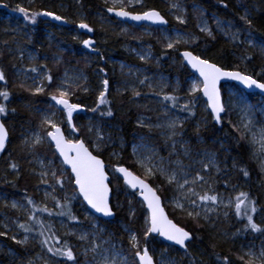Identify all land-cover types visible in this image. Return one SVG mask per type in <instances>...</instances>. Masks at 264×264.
<instances>
[{
	"label": "trees",
	"instance_id": "trees-1",
	"mask_svg": "<svg viewBox=\"0 0 264 264\" xmlns=\"http://www.w3.org/2000/svg\"><path fill=\"white\" fill-rule=\"evenodd\" d=\"M210 1L214 2L213 0ZM221 1L227 3L232 0ZM245 1L257 9V16L264 19V0ZM17 6H19V0H0V12L11 16V20L16 19V22H23L31 34L33 45H35L38 39H41L44 41L48 50L50 49L58 53L61 59L54 60L50 57L48 61H41V67L46 70L47 76L52 77L51 83L45 79V88L43 92L35 93V89L27 84L12 82L10 78L13 69L17 65L18 59L15 58L8 49L10 37L5 32L1 31L4 22L0 19V71H3L5 76V80L0 81V91H6L8 93V99L5 100L3 97H0V106L5 107V112L0 113V116L9 133L6 149L0 156V192L6 194L9 198H16L18 200H24L22 197H26L25 202L28 204V222L24 219L22 220L23 223H19V225L23 224L26 227H30L32 231L29 233L38 236V239L34 241L29 240L23 245L12 240L9 235L5 237L0 236V239L4 242L5 247L13 251L15 259L25 264H34L32 256H34L33 254L36 252L49 253L47 247L41 245L40 240L42 239L48 238L49 245L54 248L62 247L65 243L68 246H70L71 243L78 244L74 235H68L57 231L55 224V220L57 219H64L65 222L68 223L79 219H88V216L84 213L86 212V208L82 204L79 196L75 195V199H72L76 190L73 187V182H69V172L58 164V158L50 147H34L37 152L53 159L56 165L58 179L61 178L60 170L61 168L63 169L62 179L64 187L61 188L60 184H57L54 179H49L46 183H55L59 191L54 190L56 199L53 200V205H42L38 200L37 194L39 184L36 182L35 178L30 176L26 171V152L18 137L20 123L25 121L30 124L35 123V119L33 118L34 115L26 108L22 107L21 101H35L36 104L43 106L45 102L51 99L52 95H59L56 89L57 78L60 76L65 65L73 61L85 72L87 80L86 82L79 83L80 87H77V85L72 87V91L75 92V95L71 96L70 100L84 106V111L87 114L92 118H97L104 127H108V131L112 137L121 135L126 140L124 147L115 145V147H102L99 150H94L92 148V136L86 126L84 116L76 114L72 118V124L76 129L75 138L77 140H83L88 148L105 162L107 172L111 174V207L115 211V219L112 221L97 219L100 224L108 228L114 236L130 246L127 240V233L120 227V222L126 224L129 229L139 234L143 245L145 243L143 234L145 228L144 221L146 218L144 206L139 201L137 193L128 189L122 181L117 179V174L114 169L116 166L123 165L141 178H145V175L133 159L131 144L135 141V134H144L148 131V128L140 127L134 122L136 116L144 114L147 111L144 107L134 105L132 101L137 97H142L144 93H150V90L144 87L143 90L138 91L140 93L139 96H135L133 93L116 91L112 87V83L118 81L119 77L116 76L115 71H111V64L109 62L112 58H117L127 62L131 66H146L153 70L155 58L159 59L160 64L158 69L160 68L168 74L171 79L177 78L181 83L177 92H172L170 89H167L166 92L167 95L176 97V102L183 107L185 104L181 99L183 96L187 95L185 80L192 74L179 58V51L190 49L200 57L224 68L228 64L227 61L231 55L227 43L217 35H215V37H208L199 31L196 18L192 12L189 13L183 24L172 21L166 14V10L169 9V6L162 0H143L142 7L133 12L149 9L160 11L169 19L167 28H176L195 37V39L189 40L191 47L178 45L179 50L173 48L168 49L165 41L160 35L159 29L156 27L149 26L151 29L150 34H145L141 31V28L129 24L127 25V29L122 31L119 26V21L106 14L105 11L108 4L103 0H32L30 6L26 8L30 13L49 11L64 18L62 21H56L51 17L37 16L34 24L24 20L23 15L19 11L14 10ZM104 19L111 20L113 24L103 22ZM81 22L88 24L93 31L88 32L87 29L79 28L78 25ZM44 28H47L54 37L52 43H48V39L43 37ZM72 29L76 31L75 33L77 35H75ZM89 37H91L93 44L91 48H85L83 41L88 40ZM261 39L264 42V36H262ZM137 41L142 45L150 46L153 58L148 61H140L128 56L123 57L122 48L137 44ZM57 42H59L65 50L55 49L56 45L59 44ZM93 48L95 51L92 50ZM41 50L42 48L39 49V51ZM88 50H91V52ZM80 51L89 52L92 56L90 62H87L86 59L79 54ZM241 53L243 59H240L237 67L256 80L264 82V58L255 55L252 51L243 50ZM101 69H103V71H101ZM96 73L105 74L104 77L109 81L106 94L108 103L99 106L97 98L101 90L98 85ZM84 88H87L88 91H84ZM198 95L199 92L196 96ZM193 100H195V98L190 101ZM188 106L191 108V113L185 111L188 113L189 117L180 127L182 139L186 140L187 144L193 149L207 147L216 152L219 161L218 174L215 175L217 190L214 193H207L211 195L224 192L227 196L231 197L233 201L240 192L246 193L249 200L254 202L256 209L255 212H249V214L252 216L253 222L260 228V231H253L250 226H248L246 218L236 217L234 207H229L227 209V218L221 223L219 231H210L201 219H190L182 215L180 211L173 208L171 204L165 201L166 195H168L165 188L168 185L157 176L155 179H147V182L154 188L159 187L160 190L158 194L163 200V206L167 214L176 224L190 232L191 240L187 245V249L185 251H180L150 236L148 238L147 247L150 248V250H152L150 245L161 247L163 251L176 259V264H222V258L224 257H227L231 261V264H244V261L239 259L242 255L238 248L241 243L264 245V198L261 191L263 178L249 157L245 139L242 138L238 132L229 125L224 123L219 124L213 120L205 124L200 123L197 120V117L200 115V109L196 102L194 105L189 103ZM93 108H95L96 111H92L91 109ZM108 109L112 111L111 116L106 115ZM102 111L105 113L104 115L101 114ZM215 137L224 138L226 144L224 149L220 148L214 141ZM118 138L119 137H117V139ZM200 138L202 141H200ZM114 149L119 151L120 155L118 157H115L111 153ZM12 164L17 165V167L13 169L11 167ZM241 169L246 170L248 175L245 176ZM65 188L69 192L66 198L62 195V191H64ZM29 199L33 201V204L28 203ZM57 203L60 205L67 203L71 208L72 215L75 216L76 219L72 220L67 215H58L59 212L62 210L66 211V209L57 207ZM44 208H47L48 211H42ZM0 210L11 217L21 220L19 214L11 211L7 205H3L1 202ZM49 212H51L52 215H49ZM41 223L44 226L43 237L39 235ZM19 225L18 228L21 232L18 235L20 236L24 234L25 231L23 228H20ZM220 233H225L226 237H221ZM56 240H59L60 243L56 244ZM130 251L134 254L135 249H131ZM151 252L154 254L153 251ZM218 257L221 259H218ZM54 258H58L59 261L61 259V257L57 256H54ZM2 259L7 261L4 254H0V260ZM245 260H247L246 257Z\"/></svg>",
	"mask_w": 264,
	"mask_h": 264
},
{
	"label": "rangeland",
	"instance_id": "rangeland-1",
	"mask_svg": "<svg viewBox=\"0 0 264 264\" xmlns=\"http://www.w3.org/2000/svg\"><path fill=\"white\" fill-rule=\"evenodd\" d=\"M103 1L108 4V7L112 6V0ZM162 1L169 6V9L166 10V14L172 21L179 22L177 17H180L185 21L189 13L192 12L196 18L197 28L199 31L201 26L206 25L211 30L212 35L210 36L205 32L202 33L208 37H215V35H217L227 43L231 55L228 58V64L224 67V69H239L237 66L240 59H243L241 53L243 50L252 51L255 55L264 58V42L261 39V37L264 36V19L257 16V9L248 4L245 0H232L227 3H224L221 0H215L217 4L219 1L218 5L210 0ZM31 3L32 0H19L20 7L28 8ZM142 5L143 2L142 4H136L135 7L125 5V10H132L133 12L134 10H139ZM173 5H176V7H173ZM224 5H227V7ZM116 8L119 9V6L117 5ZM244 16L247 17V21H250V25L248 22L241 19V17ZM0 19L4 22V25L1 27V31L5 32L10 37L8 49L10 53L18 59L17 65L12 71L10 80L20 84H27L34 89L37 87L45 88V77L47 76V73L46 70L41 67V61H48L50 57L54 60H60L61 56L55 51L50 49L48 50L44 41L41 39H38L35 45H33L31 41V34L23 22H16V19L11 20V16L3 12H0ZM103 22L113 24V22L109 19H104ZM127 25L128 24L126 23L119 22V26L122 31L127 29ZM139 28H141V31L145 34L151 33V29L147 25ZM158 29L166 45L168 41L165 37H169L172 40L179 37L182 40L188 41V43L175 44L173 49L179 50L178 45L191 47L189 40L194 36L176 28L166 27ZM72 30L74 33L76 32L74 29ZM50 33L51 32L47 28L43 29V37L48 39V43H52L54 41V37ZM249 33L251 34L253 40L252 45H249L245 40ZM232 34H237L239 39L233 41L231 38ZM75 35L77 34L75 33ZM88 40H91V37H89ZM136 43L137 44L128 45L122 48L123 57L128 56L132 59L140 61H148L153 58L150 46L142 45L138 41ZM40 48H42L41 51H39ZM55 49L62 51L65 50L60 43L56 45ZM88 51L91 52V50ZM79 54L83 56L87 62H90L92 56L89 52L80 51ZM142 55L146 56L147 59H141ZM109 63L111 64V71H115L116 76L119 77L118 81H114L112 83V87L116 91L131 94L133 93V89L139 91L146 87L150 90V93H144L142 97H137L132 101L134 105L144 107L147 111L144 114L136 116L134 118V122L140 127L148 128V133L135 134V141L131 144V153L135 163L138 159L145 157H151L153 162H159L160 159L163 158V164L166 168L169 170H175L180 175L187 174L190 180L197 172H200L204 176L206 183L201 181L194 185L196 191L201 194L204 192L214 193L217 190V180L215 175L218 174L219 170V161L217 159L216 152L207 147H200V149H193L190 147V145L187 144V141L182 139V132L180 130L181 125L186 122L189 117L188 113L183 111V107L177 102L176 106L173 107L172 101H165L163 99V96L167 95V89H170L172 92L178 91L181 84L179 80L177 78L171 79L168 74L160 68L158 69L160 61L157 58H155L153 62V70L147 68L146 66H131L127 62L117 58H112ZM33 68L36 69L35 72L31 71ZM96 75L98 78V85L100 90H102V80L105 79V74L96 73ZM80 76H82L83 79H76ZM68 78H71V80ZM72 80L75 81L72 85V87H74L79 85L81 82H86L87 77L85 72L78 65H76V62L70 61L65 65L60 76L57 78L56 89L61 84V81L72 82ZM141 80H144V84L140 83ZM185 81V90L187 95L182 97V102L184 104H189L190 100L195 98V102L200 109V115L197 117V120L204 124L210 120L212 121V116L208 111L206 102L201 96V92H199L198 96H196L198 92L195 94H191L189 92L191 85L195 82H199L200 80L196 76L191 75L188 76ZM149 85H151V87H149ZM236 86L237 85L233 83L221 85V97L226 111L223 113L219 124L224 123L231 126L241 135V137L243 136L245 139L249 157L263 178L261 191L264 198V167H261L260 159L253 155L254 149L258 148L259 145H253L251 143V135H246V133H248V129L244 127L245 124L251 121V129L253 132L257 133V136L259 135L260 130L264 128V97L259 94H247ZM70 102L72 101L70 100ZM21 103L23 108H26L34 115L33 118L35 119L34 124H30L27 121L19 124L18 137L26 152V171L30 176L34 177L36 182L39 184L37 194L40 203L42 205L51 206L53 205V200L56 199L54 190H59L55 183L47 184L46 182L49 179H53L51 176V170L54 169L56 171V165L54 164L52 158L37 152L34 147H31V145L35 143V136L39 134L44 139L42 143L35 145V147H50L53 151V147L51 146L48 137L41 128L42 121L46 116L51 117V119L54 120L58 126L62 127V129L64 128L63 130H65L64 132H66V138L68 140L77 141L75 138L76 131L72 130L74 127L72 123L71 125L67 123L66 114H64L58 105H55V102L51 99L45 102L43 106L36 104L35 101L31 102L29 100H23ZM84 108V106H81L78 111L73 113V116L76 114L83 115L88 129L89 127L92 128V131L89 132L92 136V148L94 150H97L94 146L97 134L103 137V140L100 141V149L102 147H115V145L121 147L125 146L126 140L121 135L112 137L108 131V127H104L97 118H92L84 111ZM171 121L177 122V127L175 128V132L178 133L177 135H172L174 130L168 126ZM43 127L48 129V125H43ZM117 137L119 138L117 139ZM200 141H202L201 138ZM214 141L220 146V148H225L226 144L223 137H215ZM134 149L136 150L135 155ZM111 153L115 157L120 155L117 149H114ZM209 157L214 160V165L210 166L208 171L205 173L202 171L203 163H206ZM58 164L62 166L60 161ZM136 165L144 174V169L137 163ZM42 172H48L49 175L42 178ZM42 179L46 182L42 183ZM160 179L168 185L165 188V191L168 194L166 195L167 197L165 201L171 204L170 201L173 197L178 195L175 190V185H169L162 177H160ZM68 193L69 192L65 188L64 191H62L63 197L66 198ZM219 196L223 199L225 204L228 203L229 198H231L224 192L220 193ZM22 198L24 200L9 198L6 194L0 192V202L3 205H7L11 211L19 214L21 218L20 220L11 217L4 211L0 210V232L6 233L3 237L9 235L12 240L13 237H15V241L23 240L25 236L28 237L27 241H34L38 239V236L31 235L29 232L23 231L24 234H21L20 236L18 235L21 232L18 228L19 223H23L22 220L24 219L28 222V204L25 202L26 197L23 196ZM13 202H16L21 207L13 209L11 207ZM171 206L175 208L172 204ZM209 206L215 207L216 210L209 212L207 214V219H204L203 212H201L200 217L195 219H201L210 231H219L221 223L227 218L225 213L228 214V208L223 207V205H210V202ZM175 209L180 211L182 215L189 217L186 212L181 211L178 208ZM85 210L86 212L84 213L88 216L87 220L79 219L71 223L65 222L64 219L55 220L57 231L75 236L78 244L71 243L69 246L73 250L75 260L67 261L64 258H61L59 261L58 258L57 260L52 254H49L50 252L45 254L39 251L34 253V256H32L34 264H96V262L101 260L105 255L109 258L115 257L116 259H122L126 257L129 261L134 259L136 260L134 254L130 251L133 249L131 246L126 245L114 236L108 228L100 224L96 217L89 213L87 209ZM189 218L193 219L191 217ZM120 227L125 233H127V240L129 241V232L127 231L129 229L128 226L120 222ZM82 234L86 235L87 238L85 240L79 239V236ZM225 235V233H220V236L223 238L226 237ZM94 245L100 246L97 248L96 252H92L90 250ZM150 246L152 247V250H150V248L148 249L150 250L149 252L153 257L155 264H176V259L167 252L163 251L161 247H155L153 245ZM238 248L242 255L246 252H252V257H245L247 259H252L255 264H259L258 257L260 251L264 248L263 244L241 243ZM151 251H153L154 254H152ZM117 253H119V255H116ZM0 254H4L7 259V261H4L3 259L0 260V264H25L15 259L13 251L10 248L5 247V244L1 239Z\"/></svg>",
	"mask_w": 264,
	"mask_h": 264
},
{
	"label": "snow or ice",
	"instance_id": "snow-or-ice-1",
	"mask_svg": "<svg viewBox=\"0 0 264 264\" xmlns=\"http://www.w3.org/2000/svg\"><path fill=\"white\" fill-rule=\"evenodd\" d=\"M143 0H112V6L108 8L109 12H114L115 16L130 19L132 21H149L153 24L164 25L167 21L161 15L159 11L156 10H147L141 13H132L125 10V5L135 7L136 4H142ZM119 6V10H116V6ZM227 7V5H224ZM176 7V5H173ZM16 11H19L24 20L30 21L31 23L36 22L37 16L51 17L53 20L62 21V18L59 15H56L49 11L30 13L26 8L17 6ZM181 24L185 23L183 19L177 17ZM241 19L247 21V17H241ZM66 22V21H64ZM81 29H87L88 32H92L93 29L89 27L88 24L81 22L78 25ZM201 32H205L208 35H212L211 30L203 25L200 27ZM232 40L236 41L239 39L237 34H232ZM167 42V48L172 49L175 44L178 43H188L187 40H182L177 37L175 40H172L169 37H165ZM192 39H195L194 37ZM246 42L249 45L253 44V40L251 34L245 38ZM93 41L84 40L83 45L85 48H91ZM95 51V49H92ZM183 58L187 61V63L191 66L192 69L195 70L199 74L201 78L199 82H195L191 85L189 92L191 94H195L197 92H202L203 96L206 97L207 106L211 109L210 115L216 120L217 123L221 120V113L226 111L225 105L222 102L221 94L219 90V83L221 80H231L238 81L241 85H243L246 89H259L261 92H264V82H259L254 79L252 76L247 74H242L239 71H226L223 68L217 66L214 63L209 62L207 59H202L198 55H194L191 51H184L182 53ZM141 59H147L146 56H141ZM31 71L35 72L36 69L33 68ZM103 71V69H101ZM49 83L52 81L51 76L45 77ZM71 80V78H68ZM76 79H83L82 76L77 77ZM5 76L3 71H0V81H4ZM75 81L66 82L61 81V84L58 86L57 91L59 95H52L51 100L55 102V105L60 106V109L67 117V123L71 125L73 113L80 109V105L76 103L70 102V97L75 95V92L72 91V85ZM141 84H144V80L140 81ZM103 89L100 91L98 96V106L108 103L106 99V94L108 91L109 81L108 79L102 80ZM80 87V85H77ZM151 87V85H149ZM84 91H88L87 88L83 89ZM44 91V87L35 88V93H40ZM133 94L135 96H139L140 93L133 89ZM0 97H3L5 100L8 99V93L6 91H0ZM163 99L165 101H172V106H176V97L170 95H164ZM189 103L195 104V100L190 101ZM92 111H96L95 108L91 109ZM183 111H188L191 113V108H189L188 104H185L182 108ZM5 112V107L0 106V113ZM102 115L105 113L102 111ZM106 115L111 116L112 111L108 109ZM43 125H48V129H45ZM174 131L172 135H177L175 132V128L177 127L176 121L169 122L168 125ZM246 129H248V133L246 135H251V143L253 145L258 144L259 147L254 149L253 155L257 156L261 161V167H264V128H262L257 136V133L253 132L251 129V121L244 125ZM42 131H44L47 137L51 138V141L54 142L56 151L59 152L60 156L63 157V164L67 165L71 169V176L68 177L69 182H73L76 186L77 192L74 194L72 199H75V195H79L83 198V201L86 202L87 206L94 210L95 213L101 214L103 217H111L113 215L112 207L110 205V181L109 174L106 170L105 163L102 159L98 158L94 155L89 148L85 146V142L82 140H77L75 142L66 140L61 128L57 125V123L51 119V117L46 116L42 121ZM50 129V130H49ZM76 131L75 127L72 129ZM89 131H92V128L89 127ZM243 138V136H242ZM7 139V131L4 127L3 123H0V151H2L5 147V141ZM43 137L39 134L35 136V143L31 145V147H35V145L43 142ZM103 140V137L97 134V139L94 142V146L97 150L100 149V141ZM27 143V142H26ZM136 154V150L134 149V155ZM136 163L144 169L145 178L142 179L140 176L135 175L132 171L124 166H116L114 171L119 173L120 176L117 179L122 177L123 183L133 190H139V195L142 197V201L147 206V215L144 221V234L143 240L144 244L141 245V240L139 234L133 232L128 229L129 232V244L131 248L135 249L134 256L138 258V264H154V260L152 255L149 253V249L147 247L148 238L155 234L159 237H163L164 240L172 242L174 245H178L181 249H186V242L191 240V234L189 231L185 230L183 227L178 226L171 219H169L168 215L165 213L164 207L162 206L161 197L157 194L160 190L159 187L154 188L151 186L147 179H155L157 176L162 177L169 185H175V190L178 195H175L170 203L175 207L187 213V215L193 219L200 217L201 212L204 213V219H207V214L209 212L215 211V207L209 206H221L225 208L234 207V212L236 217L238 218H246L247 224L253 231H260V228L253 222L252 216L249 212H255L254 202L249 200V197L246 193L240 192L235 198L234 201L232 198H229L228 203H224L223 199L219 196V194H208L205 192L201 194L196 191L194 185L198 184L201 181H205L204 176L197 172L194 177L190 180L187 174L180 175L175 170H169L163 164V158L160 159L159 162H153L151 157L140 158L136 161ZM214 165V160L209 157L206 163H203V172H207L209 167ZM11 167L15 169L17 165L12 164ZM245 176L248 175V172L244 169H241ZM61 178H57V172L52 169L51 176L56 181L57 184H60V187L63 188V169L61 168ZM49 175L48 172H42L41 176L47 177ZM46 182L44 179L41 181ZM29 204H33L31 199L28 200ZM13 209H17L21 207L16 202L11 204ZM57 207H61L62 209H66V211L62 210L58 213L60 216L67 215L70 219L75 220L76 217L72 215L71 208L66 203L64 205H60L57 203ZM42 211H48L47 208L42 209ZM49 215H52L49 212ZM227 215V213H225ZM31 219V217H30ZM20 228H23L25 232H30L32 229L30 227H26L25 225H19ZM41 231L39 235L41 237L44 236L43 224L40 225ZM6 235L5 232H0V236ZM86 235L82 234L79 236V239L85 240ZM15 240V237H13ZM28 240V237L25 236L23 240L16 241L19 244H25ZM42 246H46L48 252L52 253L53 256H58L66 259L67 261H74V253L73 250L65 243L62 247H53L49 245L48 238L40 240ZM56 244H59L60 241L56 240ZM99 245H94L90 250L92 252H96ZM116 255H119L117 253ZM245 256L252 257V252H246L239 257L244 264H255L252 259L245 260ZM218 259H221L218 257ZM259 264H264V248L259 253L258 257ZM96 264H137L136 260L129 261L126 257L122 259H116L115 257L109 258L107 255L103 256V258L96 262ZM222 264H231V261L224 257L222 258Z\"/></svg>",
	"mask_w": 264,
	"mask_h": 264
},
{
	"label": "water",
	"instance_id": "water-1",
	"mask_svg": "<svg viewBox=\"0 0 264 264\" xmlns=\"http://www.w3.org/2000/svg\"><path fill=\"white\" fill-rule=\"evenodd\" d=\"M108 8L109 7H107L106 8V14L108 15V16H110V17H112V18H114V19H116L117 21H119V22H122V23H126V24H130V25H134V26H137V27H140V26H143V25H147V26H150V27H156V28H166L167 26H168V24H169V20L165 17V15H163L160 11V13H161V15L164 17V19L167 21V23L166 24H164V25H157V24H153V23H151V22H149V21H140V22H137V21H132V20H130V19H125V18H121V17H117V16H115V14H114V12H109L108 11ZM116 10H119L118 8H116ZM149 10H153V9H149ZM154 10H156V9H154ZM127 11H129V10H127ZM144 11H147V10H144ZM156 11H158V10H156ZM129 12H132V11H129ZM141 12H143V11H141ZM141 12H132V13H134V14H136V13H141ZM184 51H191L190 49H183V50H181L180 52H179V58L182 60V62H183V64L186 66V68H188L189 69V71L191 72V74H193L194 76H196L199 80L201 79L200 77H199V74L197 73V72H195V70L194 69H192L191 68V66L187 63V61L183 58V56H182V53L184 52ZM192 52V51H191ZM193 53V52H192ZM194 55H197V54H195V53H193ZM199 56V55H198ZM202 58V57H201ZM202 59H204V58H202ZM209 61V60H208ZM210 62V61H209ZM211 63H213V62H211ZM215 64V63H214ZM217 65V64H216ZM218 66V65H217ZM220 67V66H219ZM222 68V67H221ZM224 69V68H223ZM224 70H226V71H239V72H241L242 74H246L245 72H243L242 70H240V69H224ZM248 75V74H247ZM255 79V78H254ZM260 82V81H259ZM227 83H233V84H236L240 89H242L245 93H247V94H259L260 96H262V97H264V92H261L259 89H255V88H253V89H246L243 85H241L238 81H231V80H221L220 81V83H219V85H218V87H219V90H220V94H221V85H223V84H227ZM201 96H202V98H203V100L206 102V97H204L203 96V94H202V92H201ZM221 99H222V97H221ZM207 104V103H206ZM59 108H60V106H58ZM207 108H208V111L211 113V109L207 106ZM223 116V113H221V117ZM212 120L214 121V122H216V120L212 117ZM0 123H3L2 122V119H1V116H0ZM217 123V122H216ZM4 127H5V125H4ZM60 127V126H59ZM61 128V131L63 132V134H64V136H65V139L66 140H68L67 138H66V135H65V133H64V130L62 129V127H60ZM5 129H6V127H5ZM6 131H7V129H6ZM8 140H9V133H8V131H7V139H6V141H5V147H4V149L2 150V151H0V156L2 155V153L5 151V149H6V146H7V143H8ZM48 140H49V142H50V144H51V146L53 147V152H54V154L56 155V157L58 158V160L60 161V163L62 164V166H63V168L65 169V170H67L68 172H69V174H70V176L72 175L71 174V169H70V167H68L67 165H65V164H63V157H61L60 156V154H59V152H57L56 151V148H55V144H54V142H52L51 141V138L50 137H48ZM79 140H81V139H79ZM83 141V140H82ZM73 142H75V141H73ZM85 146L86 147H88L86 144H85ZM89 151H91L90 149H89ZM92 152V151H91ZM93 153V152H92ZM94 155H96L95 153H93ZM97 156V155H96ZM98 158H100L99 156H97ZM101 159V158H100ZM105 163V162H104ZM120 166H123V165H120ZM105 167H106V164H105ZM125 167V166H124ZM127 168V167H126ZM107 170V169H106ZM130 170V169H129ZM131 171V170H130ZM133 172V171H132ZM134 173V172H133ZM109 174V173H108ZM117 174V177L118 176H120V174L119 173H116ZM135 174V173H134ZM136 175V174H135ZM143 179V178H142ZM111 180V175L109 174V181ZM120 181H122L123 182V179H122V177L119 179ZM149 183V182H148ZM150 184V183H149ZM151 185V184H150ZM126 186V185H125ZM152 186V185H151ZM73 187L75 188V190H76V186H75V184H74V181H73ZM128 189H130L131 191H133V192H136L137 193V196H138V199H139V201L141 202V204L144 206V209H145V212H146V215H147V206H146V204H144L143 203V201H142V197L138 194L139 193V190H133V189H131V188H129L128 186H126ZM110 188H111V186H110ZM76 192H77V190H76ZM157 194H158V192H157ZM159 195V194H158ZM79 196V195H78ZM111 197H112V188H111V193H110V205H111ZM79 198H80V200H81V202H82V204L85 206V208L89 211V213H91L94 217H96V218H98V219H101V220H104V221H112V220H114L115 219V211L112 209V211H113V215L111 216V217H103L101 214H98V213H95L94 212V210H92V209H90L88 206H87V204H86V202H84L83 201V198L82 197H80L79 196ZM161 202H162V206H163V201H162V198H161ZM164 207V206H163ZM164 210H165V208H164ZM165 213L167 214V212H166V210H165ZM168 215V214H167ZM168 217H169V215H168ZM169 219H171L170 217H169ZM172 220V219H171ZM173 221V220H172ZM174 222V221H173ZM175 223V222H174ZM178 225V224H177ZM179 226V225H178ZM151 236H153V237H155L158 241H160V242H162V243H164V244H167V245H169V246H172V247H175L176 249H178V250H180V251H185L186 249H187V245H188V243L190 242V241H188V242H186V249H181L178 245H174L172 242H170V241H166V240H164V238L163 237H159V236H157V235H155V234H153V235H151ZM150 253V252H149ZM151 255V254H150ZM136 258V257H135ZM154 260V259H153ZM136 261H137V263H138V258H136ZM154 264H155V261H154Z\"/></svg>",
	"mask_w": 264,
	"mask_h": 264
},
{
	"label": "flooded vegetation",
	"instance_id": "flooded-vegetation-1",
	"mask_svg": "<svg viewBox=\"0 0 264 264\" xmlns=\"http://www.w3.org/2000/svg\"><path fill=\"white\" fill-rule=\"evenodd\" d=\"M214 1V3L216 4V5H218L219 4V1H218V4L216 3V1L215 0H213Z\"/></svg>",
	"mask_w": 264,
	"mask_h": 264
},
{
	"label": "bare ground",
	"instance_id": "bare-ground-1",
	"mask_svg": "<svg viewBox=\"0 0 264 264\" xmlns=\"http://www.w3.org/2000/svg\"><path fill=\"white\" fill-rule=\"evenodd\" d=\"M130 25V24H129ZM193 75V74H192ZM237 87V86H236ZM239 88V87H238Z\"/></svg>",
	"mask_w": 264,
	"mask_h": 264
}]
</instances>
